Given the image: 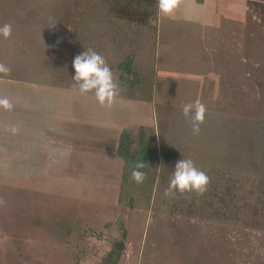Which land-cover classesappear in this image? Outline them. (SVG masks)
Segmentation results:
<instances>
[{
	"label": "rangeland",
	"instance_id": "1",
	"mask_svg": "<svg viewBox=\"0 0 264 264\" xmlns=\"http://www.w3.org/2000/svg\"><path fill=\"white\" fill-rule=\"evenodd\" d=\"M109 8L104 0H0V25L12 26L0 37V101L8 102L0 103V264H102L120 222V264H264V0H179L149 26ZM89 49L112 70L116 97L152 108L149 147L169 158L146 170L156 175L151 191L142 182L121 192L116 147L76 146L58 135L57 119L44 118L60 90L77 91L73 60ZM132 55L134 86L117 68ZM197 101L206 114L193 134L181 109ZM128 124L142 149L139 126ZM180 159L231 176L236 218L207 214L206 190L166 195Z\"/></svg>",
	"mask_w": 264,
	"mask_h": 264
},
{
	"label": "trees",
	"instance_id": "2",
	"mask_svg": "<svg viewBox=\"0 0 264 264\" xmlns=\"http://www.w3.org/2000/svg\"><path fill=\"white\" fill-rule=\"evenodd\" d=\"M108 6L110 7V12L114 14V16L118 17L120 20H124L128 23H132L135 25L141 26H149L151 23L158 20L157 13V3L158 0H104ZM249 2H253L258 4V0H248ZM134 56H129L123 63L118 65V69L120 70V80L124 84L126 75L133 74L134 82L132 86L136 84V75L134 69ZM140 133V142L142 149H134V135L135 131H123L118 146L116 148L117 156L123 161V170L121 177V192L125 191V189H130L131 184L136 185L131 179V170L137 163H142L145 167L141 169L148 176L147 169L151 166H155L158 168L159 164L161 165V161H166L169 158V155L158 156L156 153L149 147V143L146 136V130L144 128L139 129ZM218 174L212 176L208 174L206 170V176L208 178V184L206 188V213L211 214L218 220L224 219L225 221L232 218H236L238 212L240 211L239 206L236 204H232L229 206L228 201H232L229 199L230 196V181L231 176H225L221 174L217 177ZM216 179H215V178ZM215 179V183L212 181ZM226 181L223 184L222 182ZM147 188L151 191L155 182L156 175H149L144 179ZM224 190V191H223ZM223 191V192H222ZM219 197L220 203H222L227 210H235V213L232 212L231 215L227 213L226 210L221 209L216 206L217 204L212 202L214 198ZM134 203V198L131 197L129 199V204L132 206ZM120 230L121 237L116 239L112 246L111 250L107 254V256L103 259L102 264H120L122 257L126 251V243H127V232L124 229L122 223L120 222Z\"/></svg>",
	"mask_w": 264,
	"mask_h": 264
},
{
	"label": "clouds",
	"instance_id": "3",
	"mask_svg": "<svg viewBox=\"0 0 264 264\" xmlns=\"http://www.w3.org/2000/svg\"><path fill=\"white\" fill-rule=\"evenodd\" d=\"M179 0H158L157 13L159 16L170 17L177 8ZM10 24L0 25V37L8 39L11 35ZM75 88L80 94H92L101 106L110 107L118 94V85L114 79L113 72L107 65L105 59L97 52L89 49L73 60ZM0 70L7 69L0 66ZM5 107L6 100L0 101ZM182 115L191 125L193 134H198L200 125L203 124L206 108L203 103L193 102L182 106ZM145 166L137 163L131 170V179L140 184L145 179V173L141 171ZM208 184L206 174L198 169L191 159L178 160L172 171L167 194L174 193H197L202 194Z\"/></svg>",
	"mask_w": 264,
	"mask_h": 264
},
{
	"label": "crops",
	"instance_id": "4",
	"mask_svg": "<svg viewBox=\"0 0 264 264\" xmlns=\"http://www.w3.org/2000/svg\"><path fill=\"white\" fill-rule=\"evenodd\" d=\"M32 93L40 95V91ZM58 93V105H53V110L49 111V115H44V118L51 121L57 119L60 124L58 135L76 146L85 143L95 147L106 143L117 148L122 132L128 130L125 124L129 123L127 126L131 125V129L133 126H139V129L151 127L148 121L152 108L146 100L115 97L108 107L101 106L92 94H80L67 89ZM115 153L118 164L121 162L119 169L122 177L123 161ZM107 155L106 159L113 160V157Z\"/></svg>",
	"mask_w": 264,
	"mask_h": 264
}]
</instances>
